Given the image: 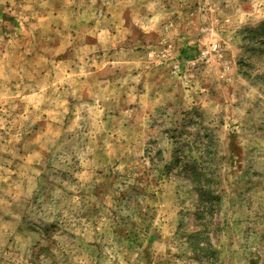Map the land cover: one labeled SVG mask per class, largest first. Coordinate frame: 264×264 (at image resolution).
<instances>
[{
    "label": "rangeland",
    "instance_id": "obj_1",
    "mask_svg": "<svg viewBox=\"0 0 264 264\" xmlns=\"http://www.w3.org/2000/svg\"><path fill=\"white\" fill-rule=\"evenodd\" d=\"M0 264H264V0H0Z\"/></svg>",
    "mask_w": 264,
    "mask_h": 264
},
{
    "label": "trees",
    "instance_id": "obj_2",
    "mask_svg": "<svg viewBox=\"0 0 264 264\" xmlns=\"http://www.w3.org/2000/svg\"><path fill=\"white\" fill-rule=\"evenodd\" d=\"M192 134L193 138L183 139L178 142L174 151L172 166H174L179 173L185 177L189 186L197 192L198 202H202L201 211L204 212L209 207L214 208L215 203L219 202L220 196L216 193V172L210 161L216 158V149L214 146V137L212 133L205 132L200 140L199 129ZM199 251L206 250L205 245H201L196 241Z\"/></svg>",
    "mask_w": 264,
    "mask_h": 264
}]
</instances>
